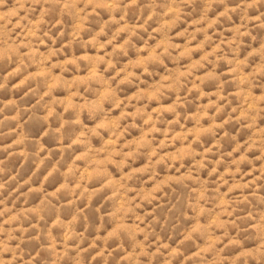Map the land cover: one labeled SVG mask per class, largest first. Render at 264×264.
<instances>
[{
  "label": "clouds",
  "instance_id": "1",
  "mask_svg": "<svg viewBox=\"0 0 264 264\" xmlns=\"http://www.w3.org/2000/svg\"><path fill=\"white\" fill-rule=\"evenodd\" d=\"M5 90L0 264H264V0H0Z\"/></svg>",
  "mask_w": 264,
  "mask_h": 264
},
{
  "label": "rangeland",
  "instance_id": "2",
  "mask_svg": "<svg viewBox=\"0 0 264 264\" xmlns=\"http://www.w3.org/2000/svg\"><path fill=\"white\" fill-rule=\"evenodd\" d=\"M169 27H172V25H170ZM181 35L183 36V33ZM169 46L171 47V45ZM191 51H192L191 49H187L185 51V55H190ZM85 59H87V57H85ZM5 96H6V90L4 92H0V97H5ZM5 142L8 141H0V143H5ZM0 159L6 160L4 167L8 169V172L5 173V175L15 174L17 171H19L20 177H22V176H26L29 172L28 166H25V168L23 169H19L20 158L6 159V153H0ZM20 177L17 178L19 179Z\"/></svg>",
  "mask_w": 264,
  "mask_h": 264
}]
</instances>
